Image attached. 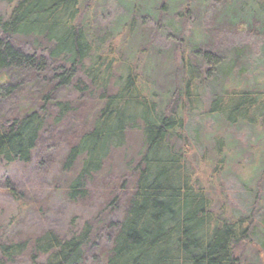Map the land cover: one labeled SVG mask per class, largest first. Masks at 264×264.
<instances>
[{
	"label": "trees",
	"instance_id": "obj_1",
	"mask_svg": "<svg viewBox=\"0 0 264 264\" xmlns=\"http://www.w3.org/2000/svg\"><path fill=\"white\" fill-rule=\"evenodd\" d=\"M1 1L11 5V9L6 18H0V163L31 162L47 132L50 111L56 113V125L72 111L69 103L55 100L53 92L57 87L68 86L75 73L80 72L87 84L78 82L76 89L98 93L101 107L90 127L68 143L61 170L70 172L76 168V175L69 184L67 197L71 200L85 197V182L102 170L113 151L123 147L127 133L140 132L143 147L137 163L130 169L133 187L123 199L120 218L106 225L112 231L106 239L108 248L103 264H243L236 256L235 246L244 239H239L234 225L212 219L210 201L200 187L193 185V173L186 164L183 114L194 97L193 77L186 79L180 89L174 88L167 103L158 104L155 93L130 70L111 83L119 60L109 55L110 46L104 55L98 49L103 41H113L118 29L115 36L105 33L97 41L83 18L85 10L80 0ZM219 1L210 3L228 5L224 10L229 13L228 26L216 30L213 27L212 32L219 39L193 51L213 76L216 66L224 67L228 60L238 64L241 60L244 48L230 46L229 32L246 31L257 37L264 27V21L259 23L260 27L254 26L255 20L249 24L231 21L230 0ZM245 12L240 10L239 18L233 19L242 20ZM259 13L264 18V12ZM173 19L188 18L179 15ZM162 21L163 18L156 19L157 28L169 29ZM184 28L180 25L175 37L182 38ZM50 71L53 76L50 81L59 80L42 93L38 77ZM226 71L220 70V74ZM29 90L35 92L37 109L15 117L7 111L9 117L3 118V108L10 99ZM262 95L264 92L224 90L211 99L206 115L225 112L216 116L224 125L253 126L258 116L264 122ZM228 99L231 109L234 108L231 112L228 106H223ZM216 162L221 164L219 158ZM99 231L86 223L80 232L65 239L48 231L29 246L26 242L0 244V264H14L26 252L32 264H85L86 250L94 245L92 238Z\"/></svg>",
	"mask_w": 264,
	"mask_h": 264
},
{
	"label": "rangeland",
	"instance_id": "obj_2",
	"mask_svg": "<svg viewBox=\"0 0 264 264\" xmlns=\"http://www.w3.org/2000/svg\"><path fill=\"white\" fill-rule=\"evenodd\" d=\"M80 3L85 10L83 18L97 41L105 33L114 35L116 29L120 31L113 41H103L98 49L104 55L110 46L109 55L119 60L111 83L130 70L155 93L158 104L160 101L164 104L174 88L180 89L186 79L193 77L194 97L183 114L185 159L193 173L192 183L209 199L212 219L234 225L239 239H244L235 246L240 261L264 264V122L258 116L253 126L240 123L231 128L216 118L225 112L206 115L211 99L224 90L264 92V27L257 37L249 36L245 30L240 34L229 32L230 46L244 48L241 60L238 64L228 60L226 66L225 63L224 67L216 66L213 76L193 51L219 39L212 30L228 26L229 13L224 12L227 4L212 5L210 0H80ZM228 8L231 21L249 24L255 20V27L264 21L259 13L264 12V0H230ZM10 9L11 5L0 0L1 19L7 17ZM244 9L242 20L233 19L239 18V11ZM159 11L164 12L161 15ZM179 15L188 19H173ZM158 17L163 18L162 25H168L169 29L157 28ZM126 25L132 28L129 30ZM180 25L185 27L182 38L175 37ZM220 70L227 71L221 75ZM51 74V71L45 72L38 77L42 81L39 85L42 93L59 80L50 81ZM78 82L87 84L80 72L75 73L68 86L57 87L53 92L54 99L69 103L72 111L57 125L56 113L50 111L47 132L31 162L0 163V244L26 242L29 246L48 231L65 239L88 223L100 231L92 238L94 245L86 250L85 264H103L108 248L106 239L112 231L106 225L120 218L123 199L133 187L130 169L137 163L143 147L140 132L127 133L123 147L113 151L102 170L85 182V197L69 199L67 190L76 168L63 172L61 163L68 143L90 127L101 107L98 93L78 91ZM41 91L38 90L39 94ZM261 97L264 114V95ZM229 100L223 106H228L231 112L234 108L231 109ZM35 102L33 90L23 91L10 99L1 116L15 117L27 110H36ZM174 145L180 148L181 143ZM218 158L221 164L216 162ZM28 255V252L21 255L14 264H32Z\"/></svg>",
	"mask_w": 264,
	"mask_h": 264
}]
</instances>
